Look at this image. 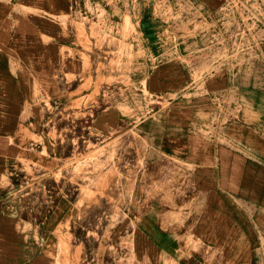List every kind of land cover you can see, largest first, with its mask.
<instances>
[{
    "label": "rangeland",
    "instance_id": "obj_1",
    "mask_svg": "<svg viewBox=\"0 0 264 264\" xmlns=\"http://www.w3.org/2000/svg\"><path fill=\"white\" fill-rule=\"evenodd\" d=\"M60 19L75 37L68 53L80 61L79 73L66 76L68 102L61 105V92L52 98L36 88L18 112V126L0 122L9 153L0 169L1 195L37 212V227L50 231L52 264H144L132 234L140 196L176 197L185 188L173 183L175 171L160 172V185L147 184V171L141 178V151L149 143L138 123L160 107L171 113L172 101L208 98L205 83L214 74L228 78L230 86L214 96L204 118L223 120L222 130L236 126L244 98L243 120L252 127L247 102L264 91V0H73ZM196 37L204 43L195 55L178 56L189 52L188 40ZM160 46L166 53L155 58ZM160 60H178L191 76L180 91L156 97L146 79L162 69ZM9 98L0 96V102L6 106ZM109 106L132 123L107 135L94 133L93 116ZM215 126L198 134L208 136ZM165 180L174 185L163 186ZM188 243L197 247L192 237Z\"/></svg>",
    "mask_w": 264,
    "mask_h": 264
},
{
    "label": "crops",
    "instance_id": "obj_2",
    "mask_svg": "<svg viewBox=\"0 0 264 264\" xmlns=\"http://www.w3.org/2000/svg\"><path fill=\"white\" fill-rule=\"evenodd\" d=\"M72 6L73 0L0 1V96H11L10 104L0 102V122L18 126V112L36 88L52 98L61 92V105L68 102L66 76L79 73L80 61L69 56L75 37L70 35L69 22L60 17ZM157 27L153 31L159 33ZM201 40H188L189 52L179 51L178 56L195 55L197 45L204 43ZM165 53L160 46L154 57ZM178 60H160L157 66L162 69L148 74V90L154 96L176 93L188 84L190 70ZM229 86L228 78L212 74L205 83L208 98L184 104L172 101L171 113L160 107L138 123L149 143L141 151V178L147 171V184L157 180L160 185V172L175 171L173 183L185 188L176 197L140 196L132 234L134 250L144 264H264V91L247 102V113L254 115L252 127L243 120V98L242 118L222 130L223 120L204 117L212 112L214 96ZM126 122L132 120L109 106L95 113L90 127L107 135ZM210 124L219 126L208 136L198 134ZM5 150L0 132V169L9 154ZM174 184L165 180L163 186ZM1 194L0 188V264H52L50 231L37 227V212L22 210L15 197ZM190 237L197 247L188 243Z\"/></svg>",
    "mask_w": 264,
    "mask_h": 264
}]
</instances>
